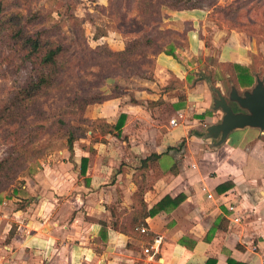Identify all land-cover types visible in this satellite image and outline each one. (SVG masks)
<instances>
[{"label":"crops","instance_id":"1","mask_svg":"<svg viewBox=\"0 0 264 264\" xmlns=\"http://www.w3.org/2000/svg\"><path fill=\"white\" fill-rule=\"evenodd\" d=\"M170 16V27L186 32L188 45L176 56L160 54L153 80L131 78V85L120 86L131 88L134 100L124 94L86 110L89 120L109 125L126 115L120 135L95 125L73 152L50 154L18 194L0 201V264H264V134L237 129L219 146L204 137L223 117L198 63L210 53L204 11ZM220 32L212 39L218 63L250 69L254 83L243 88L233 68L231 85H213L226 96L232 86L251 89L257 42ZM162 104L173 106L178 126L162 118ZM183 141L182 150H169ZM152 154L159 157L143 163ZM181 194L186 198L178 208L145 218L147 233L133 227L140 201L150 210ZM157 237L158 252L149 256L145 249Z\"/></svg>","mask_w":264,"mask_h":264},{"label":"rangeland","instance_id":"2","mask_svg":"<svg viewBox=\"0 0 264 264\" xmlns=\"http://www.w3.org/2000/svg\"><path fill=\"white\" fill-rule=\"evenodd\" d=\"M140 1L142 0H0V10L3 11L0 17L20 14L24 19H29L30 16L34 17V14H41V17L34 22L35 24H30L27 29L32 34L39 28L45 29L52 40L68 47V56L73 58L68 65L67 74L69 76H84L86 82L90 83L89 90L93 92H100L105 95L127 94L133 99L131 88L126 90L120 86L131 85L133 81L130 83L127 81L131 78L135 79L137 84L141 81L140 79L153 80L158 56L166 54L171 48L177 51L179 47L188 45L186 32H179L170 27V20L175 18L170 16V13L172 11L201 9L204 11L201 29L206 46L210 51L206 60L203 56L198 59V63L201 64L205 72L201 74H205L207 79L216 86H221L222 81H226L230 85L235 81L232 73L233 68L228 64L218 63L217 49L212 45L213 36L220 34L221 29L226 33L234 30L240 37H243V40L253 38L257 42V68L254 72H258L259 76L264 78V51L262 50L264 49V32L260 25L264 24V4L254 6V2H252L244 6L245 0H155L153 15L143 24L146 25L142 27L145 30L140 27L142 23L129 22L139 16L142 10L138 5ZM228 6L242 8L238 13H229L225 10ZM143 32L151 34L156 43V45L146 49L141 57H136L145 74H136L132 67L128 71L121 68L115 69L107 75L108 78L99 81L96 77L97 72L101 71L106 74V65L108 67V64L111 61L114 62L115 59H104V53L98 55L95 54L94 50L123 51L132 40L143 36ZM8 33L5 30L0 34V110L8 106L27 82L33 77L36 78L38 74L35 71L34 63L24 60L21 54L17 53L14 43L8 38ZM99 47L102 50L97 49ZM98 65L104 66L100 69L97 67ZM79 83L80 79L73 78L68 87L74 88ZM170 84L177 87L181 86L178 81H172ZM116 86L123 91L114 89ZM243 92L242 90L241 93ZM47 103L45 108L47 112L52 113L53 109L52 111L49 109L51 100ZM170 105H161L162 118L171 120L176 117L173 106L170 107ZM235 109L239 110L237 106ZM37 115L36 113H29L28 118L26 116L28 125L25 127L20 126L19 123L0 124V161L14 152L15 143L18 139L34 140L33 146L38 148L43 147L46 142L48 143L52 139V135L58 134V128L52 126L51 122L47 123V129H50L51 126L55 129L49 131L39 129V123H33ZM68 120L71 121L70 124L73 127L79 125L77 121L71 118ZM96 125L103 130V133L108 130L104 121H98ZM82 126L88 128L85 124ZM49 155H44L35 160L26 159L16 181L10 182L3 175H0V201L13 196L16 188L21 187L22 184H27V181L34 177L38 168L42 166V162Z\"/></svg>","mask_w":264,"mask_h":264},{"label":"trees","instance_id":"3","mask_svg":"<svg viewBox=\"0 0 264 264\" xmlns=\"http://www.w3.org/2000/svg\"><path fill=\"white\" fill-rule=\"evenodd\" d=\"M252 2H254V6H261L264 4V0H245L243 5L246 6ZM138 5L142 8L139 16L131 19L129 22L142 23V25H140L142 28L146 26L143 25L144 22L153 15L155 0H142ZM241 8L242 7L233 8V6H228L225 10L229 13H238ZM2 13L3 11L0 10V14ZM30 17L29 19H24L20 14L0 17V34L5 30L9 32L8 38L14 43L17 53H20L24 60L33 62L36 69L35 71L38 73L36 78L33 77L27 82L24 88L18 92L14 100L8 106L0 110V124L8 125L19 123L20 126L25 127L28 125V114L36 113L38 115L34 118L35 121H33V123H39V129H45L46 131L47 123L51 122L52 126L58 128H56L58 134L52 135V139L48 141V143L46 142L43 147L38 148L33 146L34 140L18 139L15 143L14 152L0 161V175H3L4 178L10 182L16 181L21 173L22 164L26 162L28 158L29 160L42 158L44 155H49L62 148L73 152L74 144L78 140L85 138L89 131H94L95 125L98 123V121H91L86 118L85 113L87 108L90 105L101 104L122 95L121 93L105 95L100 92H93L89 90L90 83L86 82L84 76H69L67 74L68 65L73 58L68 56V47L52 40L47 35L48 32L45 29L39 28L33 34L28 31L27 27L30 24H35L34 22L41 17V14H34V17ZM260 25L264 32V24ZM154 45H156L155 39L151 34L143 32V36L136 37L123 51L112 52L108 49L103 51L101 47L97 48L101 49L103 52L94 50L95 54L101 55V53H104V59H115L114 62L111 61V63L108 64L109 68L106 65V74L101 71L97 72V79L101 81L105 79L109 73L115 71V69L122 68L124 71H128L130 67H132L136 74L144 75V70H142L136 57H141L146 49ZM166 54L176 56V50L171 48ZM111 65H113V67L110 68ZM228 65L236 70L239 82L243 88L253 85L254 78L250 69L243 68L239 65ZM103 66L98 65L97 67L101 69ZM73 78L80 79V83L76 85V87L70 88L68 84ZM114 89L123 91L118 86ZM50 100L51 105L49 109L51 111L53 109L52 113L49 111L47 112L45 108L48 105L47 102ZM29 117L32 116L29 115ZM69 118L77 121L79 125L73 127L70 124L71 121L68 120ZM125 121L126 115L122 114L114 125L106 123L108 127L106 132H109L112 136L120 135ZM83 124L87 125L88 128H83ZM52 126L50 129L48 128L47 131L55 129ZM54 138L56 139L54 140ZM184 146L185 141H183L178 148H170L169 150H182ZM158 157V155L152 154L143 160V163L147 164L149 160ZM87 161V158H83V163L85 165H83L82 173L86 172ZM173 172L175 174L177 173L175 167ZM225 184L232 183L229 182ZM225 184L220 188V192L227 190L226 188H228L229 185ZM21 187L16 188L14 194H18ZM185 198L186 196L184 194L178 195L175 198L166 196L150 210L145 202L140 201L137 214L132 222L133 227L137 228L142 226L145 218L148 216H155L162 211L175 210L181 205ZM207 264H215V261L209 260ZM229 264H231V261Z\"/></svg>","mask_w":264,"mask_h":264},{"label":"water","instance_id":"4","mask_svg":"<svg viewBox=\"0 0 264 264\" xmlns=\"http://www.w3.org/2000/svg\"><path fill=\"white\" fill-rule=\"evenodd\" d=\"M208 82L215 94L213 108L221 110L223 117L219 123L207 127L205 138L215 140L214 145L219 146L237 129L256 128L264 134V78L257 74L256 84L243 93L232 86L228 96ZM236 106L239 110L235 109Z\"/></svg>","mask_w":264,"mask_h":264},{"label":"built area","instance_id":"5","mask_svg":"<svg viewBox=\"0 0 264 264\" xmlns=\"http://www.w3.org/2000/svg\"><path fill=\"white\" fill-rule=\"evenodd\" d=\"M170 123H171L172 126H178V121H177V119H175V118L172 119V120L170 121ZM208 197L211 199V198H213V195H212L211 193H209V194H208ZM230 209L234 211L236 208H235L234 206H231ZM235 212H236V211H235ZM241 218H242V216H241L240 214H238V215L234 218V221H235V222H239ZM147 223H149V222L147 221ZM141 232H142V233H147V232H148V228H147L146 225L141 227ZM161 242H162V238H161V237H157V238L154 240V242H153V244L151 245V247L145 249V253L148 254L149 256H154L155 253L158 252V248H159V245L161 244Z\"/></svg>","mask_w":264,"mask_h":264}]
</instances>
